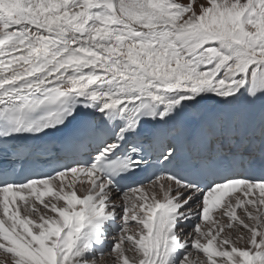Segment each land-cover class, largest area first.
<instances>
[{
  "label": "snow or ice",
  "instance_id": "snow-or-ice-1",
  "mask_svg": "<svg viewBox=\"0 0 264 264\" xmlns=\"http://www.w3.org/2000/svg\"><path fill=\"white\" fill-rule=\"evenodd\" d=\"M0 161V264H264V0H0Z\"/></svg>",
  "mask_w": 264,
  "mask_h": 264
},
{
  "label": "bare ground",
  "instance_id": "bare-ground-1",
  "mask_svg": "<svg viewBox=\"0 0 264 264\" xmlns=\"http://www.w3.org/2000/svg\"><path fill=\"white\" fill-rule=\"evenodd\" d=\"M213 107L214 106L211 102L206 105V109L209 111H211L213 109ZM47 199H50V198H46V200ZM187 231H191V228L187 229ZM115 235L116 234H112V233L109 234L108 241L106 242L107 248L105 250V254L102 258H100V259L97 258L98 264H113V256L109 255L108 253L110 252V245L112 243L113 236H115Z\"/></svg>",
  "mask_w": 264,
  "mask_h": 264
},
{
  "label": "rangeland",
  "instance_id": "rangeland-1",
  "mask_svg": "<svg viewBox=\"0 0 264 264\" xmlns=\"http://www.w3.org/2000/svg\"><path fill=\"white\" fill-rule=\"evenodd\" d=\"M0 252H1L0 253V261H3L5 259V254L3 253V251H0Z\"/></svg>",
  "mask_w": 264,
  "mask_h": 264
}]
</instances>
